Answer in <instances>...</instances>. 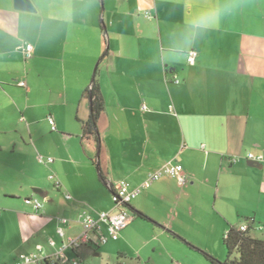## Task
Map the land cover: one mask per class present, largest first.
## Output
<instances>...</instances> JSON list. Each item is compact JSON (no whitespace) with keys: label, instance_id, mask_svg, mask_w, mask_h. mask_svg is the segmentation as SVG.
I'll use <instances>...</instances> for the list:
<instances>
[{"label":"crops","instance_id":"0c3cea01","mask_svg":"<svg viewBox=\"0 0 264 264\" xmlns=\"http://www.w3.org/2000/svg\"><path fill=\"white\" fill-rule=\"evenodd\" d=\"M30 2L33 11L0 0V264L40 250L53 258L81 233L83 211L116 210L115 181L137 186L169 160L184 185L154 181L116 240L68 247L67 257L85 263L104 244L124 264H187L200 254L191 245L214 253L231 226L264 239V164L244 158L264 157V0ZM212 8L216 27L190 29ZM94 80L97 138L83 132ZM26 198L41 208L29 212Z\"/></svg>","mask_w":264,"mask_h":264},{"label":"built area","instance_id":"2783aa9c","mask_svg":"<svg viewBox=\"0 0 264 264\" xmlns=\"http://www.w3.org/2000/svg\"><path fill=\"white\" fill-rule=\"evenodd\" d=\"M24 56L26 58L31 57L32 45L27 43L23 46ZM197 57V52L191 49L186 52V61L189 65H194ZM178 82V79H175ZM19 85L24 86L25 83L20 81ZM142 109H146V105H142ZM169 109L173 111L172 105H169ZM48 122L52 129H55L54 119L52 116H48ZM245 159L255 161L257 163L264 164V157L260 154H254L248 152L244 156ZM44 159L48 162H52V157L44 158L38 154V160L43 162ZM233 162L238 160L237 157H232ZM163 176L174 178L180 185L186 183V176L183 170V166L174 160L165 162L161 167L149 172L146 178L137 186H132L126 179H118L113 184L112 201L115 211H83L80 214V223L82 231L76 236L68 237L62 244L54 251L53 258L47 256L43 250L38 253H20L16 257L13 264H42L44 260H48L50 264H83L80 258L73 257L69 259L65 254V250L68 247L77 249L81 245L88 244L89 242H106L108 240H116L119 237L120 231L124 229L131 220V215L127 209V206L131 201L139 195L142 189L148 188L154 181L160 179ZM53 179V175L49 176ZM55 185H59V181H55ZM66 198L70 199L71 196L66 193ZM26 203L32 204L35 209L41 208V202L36 198H26ZM60 221L67 222L66 218H60ZM264 228V227H262ZM240 230H246V225L239 226ZM57 232L60 236H63L62 228H58ZM94 239V240H93ZM96 242V243H97ZM50 246H54V241L49 239Z\"/></svg>","mask_w":264,"mask_h":264},{"label":"trees","instance_id":"16d2710c","mask_svg":"<svg viewBox=\"0 0 264 264\" xmlns=\"http://www.w3.org/2000/svg\"><path fill=\"white\" fill-rule=\"evenodd\" d=\"M107 54L105 50L102 57ZM90 114L86 122H84L83 132L86 135H94L97 138V120L103 110V98L100 89L93 81L90 89ZM103 179V177L101 176ZM127 209L133 210L130 204ZM135 214L144 220L152 221L144 213L135 210ZM251 225H246V230H240L239 227L231 226L226 234L222 237V244L226 249V256L223 260L216 258L211 253L191 245L200 252L212 264H264V239L256 238L250 233ZM121 256L114 264H124ZM42 264H50L46 259Z\"/></svg>","mask_w":264,"mask_h":264},{"label":"rangeland","instance_id":"374dc122","mask_svg":"<svg viewBox=\"0 0 264 264\" xmlns=\"http://www.w3.org/2000/svg\"><path fill=\"white\" fill-rule=\"evenodd\" d=\"M105 48H106V44H105ZM98 60H99V58L97 59V61ZM20 205L24 206V207H28L29 212H32V213L35 212V210H33V208H32L33 207L32 204H29V203L26 204L24 202V200H21ZM138 241L139 240L137 238L135 243H137ZM98 249H100L103 254L101 256H97V257H95L94 255L88 256L85 259L86 260L85 263L83 262V264H114L116 262V260L118 259V256L116 253L113 254L112 252H107L105 250L106 246L104 244H101V246L98 247ZM28 250L29 249H25V252H28ZM211 254L213 256H215L216 258L221 259V260H223L225 258L226 249H225L224 245L222 244V240H221V243L218 245V247L214 248V253H211ZM9 263H11V261L5 262V264H9ZM187 264H212V263L209 260H207L202 254H196L195 257L188 260Z\"/></svg>","mask_w":264,"mask_h":264},{"label":"clouds","instance_id":"9594fccd","mask_svg":"<svg viewBox=\"0 0 264 264\" xmlns=\"http://www.w3.org/2000/svg\"><path fill=\"white\" fill-rule=\"evenodd\" d=\"M220 10L218 8L208 9L195 17L189 24L194 32L209 30L218 25Z\"/></svg>","mask_w":264,"mask_h":264},{"label":"water","instance_id":"95a60500","mask_svg":"<svg viewBox=\"0 0 264 264\" xmlns=\"http://www.w3.org/2000/svg\"><path fill=\"white\" fill-rule=\"evenodd\" d=\"M14 8L17 10H23V11H33L34 7L30 0H14ZM251 166L261 167V163H257L255 161H250L248 163Z\"/></svg>","mask_w":264,"mask_h":264}]
</instances>
